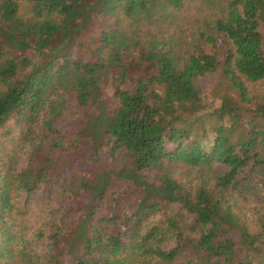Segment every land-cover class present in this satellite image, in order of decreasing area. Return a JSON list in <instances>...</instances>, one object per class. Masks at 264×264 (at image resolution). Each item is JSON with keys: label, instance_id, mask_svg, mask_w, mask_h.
Segmentation results:
<instances>
[{"label": "trees", "instance_id": "1", "mask_svg": "<svg viewBox=\"0 0 264 264\" xmlns=\"http://www.w3.org/2000/svg\"><path fill=\"white\" fill-rule=\"evenodd\" d=\"M186 1L0 0V264H264V0L141 33Z\"/></svg>", "mask_w": 264, "mask_h": 264}, {"label": "rangeland", "instance_id": "2", "mask_svg": "<svg viewBox=\"0 0 264 264\" xmlns=\"http://www.w3.org/2000/svg\"><path fill=\"white\" fill-rule=\"evenodd\" d=\"M216 8L213 5H210L207 0H188L186 1L184 7L179 11H175L173 16H170L166 19L160 20L158 23L147 24L144 23L141 26V33L159 35L163 33H172L175 32L179 34V30H184V36H188L192 30L195 22H201L204 16L215 12ZM262 34L264 36V26L261 27ZM164 36V35H162ZM198 87L204 95V102L207 103V110H213L218 106L220 102L219 95L225 94L226 96L232 98L234 102L242 107V110H245L246 107L243 103L239 102L238 92L233 89L228 82V80L223 77L222 73L218 70L217 72L207 75L203 78H200L198 81ZM250 114L244 111L240 112V116L236 119L238 123L245 122ZM229 121H223L221 125H228ZM217 125L215 119L210 118L206 121V128L210 129L213 126ZM25 155V150L17 155V160L19 161ZM172 171L175 174H180L185 171L183 167L175 166ZM27 201V210L28 215L26 219V225L29 229L35 227L37 224L43 223L45 215H47L48 210L53 207L56 203V194H52L47 197L42 192L38 191L33 195L25 198ZM230 234L237 240V249L240 251L245 250V244L242 242L238 234L234 231H231Z\"/></svg>", "mask_w": 264, "mask_h": 264}]
</instances>
